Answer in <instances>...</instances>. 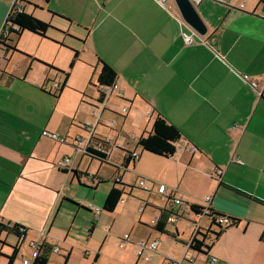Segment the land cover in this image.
<instances>
[{
  "label": "crops",
  "instance_id": "1",
  "mask_svg": "<svg viewBox=\"0 0 264 264\" xmlns=\"http://www.w3.org/2000/svg\"><path fill=\"white\" fill-rule=\"evenodd\" d=\"M16 1L0 0V33ZM28 1L26 11L56 29L48 38L24 32L21 40L48 41L72 53L77 49L79 59L71 72L78 77L70 84L68 80L52 107L46 104L56 92L52 83H62L64 76L34 59L62 71L68 66L28 48H22L29 54L23 64L0 60V221L28 228L20 248L23 259L30 257L32 241L72 249L71 231L61 229L58 218L65 204L86 208L90 199L74 180L82 184L87 177V186L98 187L97 176L114 180L106 197L113 187L131 196L133 190L125 185L136 187L146 179L149 194L141 216L147 202L156 218V207L168 209L165 200H153L167 194L182 212L199 205L241 219L214 243L208 240L211 249L203 254L189 243L199 228H212V222L206 214H195L189 238H182L186 250L181 259L173 258L181 264H195L201 256L208 264L213 257L214 264H264V1L202 0L196 6L209 28L206 36L185 23L174 0ZM184 32L195 43H187ZM16 53L11 51L9 59ZM102 62L117 73V86L110 91L96 85ZM79 64L86 67L77 69ZM101 91L106 95L102 102ZM63 102L67 110L61 111ZM159 114L183 133L169 158L139 145ZM44 131L66 141L44 136ZM78 139L83 145H76ZM96 140L109 146L108 161L100 163L110 168V178L100 174L102 167L96 174L81 168L84 161L95 160L85 150ZM131 154L138 157L124 170L122 163ZM67 157L70 171L64 172L58 163ZM73 170L83 174L77 178ZM162 185L165 192L159 190ZM7 242L16 240L10 236ZM23 246L29 252H22ZM0 253L7 252L2 248Z\"/></svg>",
  "mask_w": 264,
  "mask_h": 264
},
{
  "label": "rangeland",
  "instance_id": "2",
  "mask_svg": "<svg viewBox=\"0 0 264 264\" xmlns=\"http://www.w3.org/2000/svg\"><path fill=\"white\" fill-rule=\"evenodd\" d=\"M13 37L14 41L12 43L18 46V51L13 59H9V57L12 56V53H9L8 57L4 59L5 52L3 48L0 47L1 61L14 64L15 66H17V64H23L26 60V56L28 55L29 57V54L23 51L22 48H28L29 50L38 52L40 56L51 57L53 60L56 59L57 62L62 64L64 67L68 66V68L63 70L70 73L69 84L70 82H74V80L78 77L77 75H72L71 73L74 68L73 66L69 69V64L71 66L73 61V53L68 48L56 46L48 41H42L41 45L32 43L27 44L28 41L21 40V37L17 35ZM59 47L61 50L57 53V49H59ZM43 62L48 64L45 60H43ZM85 67V65L79 64L77 69L81 70ZM69 93L70 95H74L75 92L71 91ZM51 94L52 97L47 98V106H51L55 102L56 93L51 92ZM51 94L47 93V95ZM59 109L61 111L67 110L66 104L63 102ZM107 116L108 114H105L103 120L106 119ZM99 167H102L100 174L110 178V168L106 164H101L100 161L96 159L90 162L84 161L81 168L84 172L96 174ZM82 180L86 183L83 182L81 184L77 179L74 180V183L77 189L89 193L90 199L86 201V209L81 208L82 211L77 212L78 205L75 207L73 204H65L66 206H63L62 216L58 218L57 221V225L61 229L67 231L69 228L71 231L70 239L74 242V246L72 249L64 248V250H60L59 253L53 252L51 254L49 264H65V260L68 255L69 260L67 264H164L166 261L165 257L182 258V255L186 250L182 238H189L195 213L190 210L182 212V209L179 206L173 205L172 201L168 199L167 194L155 195L153 200L161 204L163 203V200H165V204L168 206V209L173 212L172 215L177 220L175 223L168 221V233H161L154 228L153 221L156 217L152 215V213L156 210L151 207V204L146 207L142 216L139 213V206L147 200L146 195L149 194L147 191H144L136 186L133 190L134 193H132L131 196L129 193L123 196L125 202H120L116 211L109 212L105 211L103 208L106 198L105 192L108 188L114 185V180H103L99 183L98 187H94L93 185L87 186L88 183H91L90 178L88 179L87 177H82ZM88 204H91L93 208L98 207L99 213L97 214L92 208L88 207ZM93 222L95 223V228L92 231ZM176 226L178 227L181 235V238L178 237L179 239L174 237V235L177 234ZM125 234L130 236L129 240L124 239ZM5 236L6 235H4V237ZM14 238L15 237L13 236L12 239ZM155 239L160 240L158 251L152 254L148 261L139 259L137 254V243L142 240H148L151 242ZM121 245L124 247H121ZM1 248L2 247H0V249ZM4 250L8 254H11L12 252V250L7 247H5ZM27 251L29 252V248L27 246H23L22 252ZM191 253L192 252H190V254ZM21 254L18 255L15 264H20L22 262L23 257ZM201 257L202 258L195 264H208L206 261L207 257ZM2 262L3 264H8V259L2 258ZM183 264L190 263L184 262Z\"/></svg>",
  "mask_w": 264,
  "mask_h": 264
},
{
  "label": "trees",
  "instance_id": "3",
  "mask_svg": "<svg viewBox=\"0 0 264 264\" xmlns=\"http://www.w3.org/2000/svg\"><path fill=\"white\" fill-rule=\"evenodd\" d=\"M27 4H30L28 0H17L5 21L3 30L0 34V47L3 48L5 55H8L11 51H18L15 45H11V42L13 41L11 37L15 35L21 36V34H23L24 32H30L38 36L48 38V32L52 29H56L51 25V23L36 17L33 13L27 12L25 9ZM72 50L74 53V57L71 63V67L73 66L76 59H79V51L73 48ZM34 60L40 62L41 64H44L49 70H55L63 74L64 79L62 82V86L55 92V96L58 97L62 93L64 88L68 86L70 73L57 69L56 67H53V65L47 64L36 58ZM102 63V68L99 72L96 85L104 88H112L117 81V73L110 65L105 62ZM105 96V93L101 91L99 100L101 102L104 101ZM182 135L183 133L178 126L169 121L165 116L159 114L153 121L152 131L140 138L139 145L145 152L169 158L175 154L177 145L182 139ZM108 149L109 146L105 141L96 140L94 144H91L86 148L85 152L90 157L102 163H106L108 161ZM135 161L136 158L131 154L128 158H125L121 167L126 170L130 163ZM63 171L67 172L65 170ZM72 173L77 178H80V174H83L78 170H73ZM94 178L98 179L99 183L103 181L97 176H95ZM118 182L120 181L116 180V183ZM125 186L129 190H134L136 188L134 185ZM126 194L127 192L124 189L113 187L104 202V210L114 212L117 209L121 199ZM168 199L171 200L172 198ZM75 204L82 208H85L78 203ZM147 205H150V203L147 202ZM156 208H158L160 214L154 225V228L161 233H168L166 226L168 223V218L173 216V212L167 208ZM191 211L197 215L206 214L207 216H209L211 218L212 228H214V230L212 228H199L198 232L189 243V248L203 254L208 253V251L211 249V245L207 242L208 240H213L211 244L214 243L227 228L236 226L241 223V219L233 216H228L227 214L217 211L213 208H204L199 205H191ZM94 228L95 223L93 222L92 231L94 230ZM27 232L28 228L25 225L19 223H5L3 221H0V247H7L12 250L11 254L0 253L1 256H4L8 259V264H15V261L20 254L21 245L27 237ZM4 235L6 236L4 237ZM10 236H14L16 238V242L14 244H9L7 242V237ZM174 237L178 239V232L174 235ZM263 239L264 235L262 236V240ZM53 252L54 247L44 241V243L40 245L39 254L33 260L32 264H48ZM68 260L69 256L66 257L65 264H67Z\"/></svg>",
  "mask_w": 264,
  "mask_h": 264
},
{
  "label": "built area",
  "instance_id": "4",
  "mask_svg": "<svg viewBox=\"0 0 264 264\" xmlns=\"http://www.w3.org/2000/svg\"><path fill=\"white\" fill-rule=\"evenodd\" d=\"M201 1L202 0H192V2L195 5L199 4ZM261 15L264 17V10L261 13ZM183 36H184V38H185L187 43H189V44L195 43L194 36L189 34L188 32H184ZM61 86H62V83L53 82L52 86H51V89H54L55 91H57ZM116 86L117 85L114 84L112 88H115ZM112 88H105V89H106V91L107 90L110 91ZM124 111H126V109H124ZM94 114H95V111H94ZM93 127H94L93 125H89V124L87 125V128H93ZM43 135L47 136L49 138H52V139H59L62 142L66 141L64 138H60L56 134L48 132V131H44ZM76 145H78V146L83 145V140L82 139L76 140ZM132 155L135 158L138 157L136 154H132ZM70 161H71V159L69 157H67V158H65L64 160H62L61 162L58 163V167L60 169H63V170H69V165L68 164H69ZM138 187L143 189V190H148L149 189L148 181L146 179H140L138 181ZM159 190H160V192H165L166 191V187L162 185V186H160ZM210 199H211V197H207V201H209ZM174 203L175 204H181V200L180 199H174ZM89 207L92 208L97 214L99 213V208L98 207L93 208V206L91 204H89ZM144 208H145V205L144 204L141 205V207L139 209L140 212H142L144 210ZM157 219H158V217L153 221L154 224L156 223ZM168 221L174 222L175 218L173 216L169 217ZM129 238H130L129 235H127V234L124 235V239L125 240H129ZM43 243H44V241H32V242L29 243V248L31 250L30 257L23 259V264H32L33 259H35L38 256V254H39L40 245H42ZM158 246H159V240H154V241H151V242L141 241L138 244V252H137L138 258L148 261L150 259V257H151V253L152 252H156L157 249H158ZM59 250H60V248L54 247V252H59ZM216 260L217 259L213 257V258H211L210 263L214 264L216 262ZM164 264H181V260L169 258V259L166 260V262Z\"/></svg>",
  "mask_w": 264,
  "mask_h": 264
},
{
  "label": "water",
  "instance_id": "5",
  "mask_svg": "<svg viewBox=\"0 0 264 264\" xmlns=\"http://www.w3.org/2000/svg\"><path fill=\"white\" fill-rule=\"evenodd\" d=\"M185 23L201 36L208 33V25L192 0H174Z\"/></svg>",
  "mask_w": 264,
  "mask_h": 264
},
{
  "label": "bare ground",
  "instance_id": "6",
  "mask_svg": "<svg viewBox=\"0 0 264 264\" xmlns=\"http://www.w3.org/2000/svg\"><path fill=\"white\" fill-rule=\"evenodd\" d=\"M34 260V259H33ZM33 262V261H32Z\"/></svg>",
  "mask_w": 264,
  "mask_h": 264
}]
</instances>
